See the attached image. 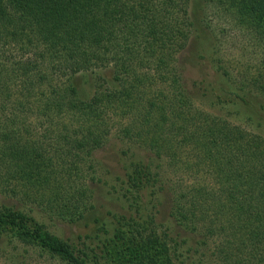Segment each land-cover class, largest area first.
<instances>
[{"label":"trees","instance_id":"1","mask_svg":"<svg viewBox=\"0 0 264 264\" xmlns=\"http://www.w3.org/2000/svg\"><path fill=\"white\" fill-rule=\"evenodd\" d=\"M191 5L192 0H0V195L11 192L33 200L40 194L42 210L52 218L89 221L85 233L61 239L23 210L1 205L0 237L60 264H264V137L192 106L179 90L175 65L176 54L192 35L216 47L209 15L219 13L261 48L242 75H233L224 62L218 67L221 75L242 104L264 111V0H196L194 9ZM150 63L154 78L145 86L137 84L145 74L138 68ZM103 69L114 88L97 85ZM87 76L94 91L82 98L79 82ZM123 78L129 84L132 80L130 89L123 87L128 81ZM153 80L171 88V96L164 94L172 99L171 107L161 104L168 103L164 98L156 106L152 98L155 113H135L122 129L124 137L147 140L149 135V146L159 145L173 164L174 139L180 136L196 147V165L209 164L213 184L200 181L192 183L193 192L170 193L167 215L173 224L159 234H143L135 230L140 223L126 213L98 207L86 179L105 181L113 169L96 165L93 154L105 147L109 134L101 103L133 110L130 100L150 89ZM131 89L138 92L129 94ZM31 115L51 124L45 131L54 134L56 128L53 151L45 148L52 145L46 132L36 134L25 118ZM63 119L73 121L75 128L68 132L65 123L57 122ZM81 163L91 170L88 175L78 167ZM52 164L64 165L65 177ZM115 164L121 170L114 175L121 177L115 190L125 189V198L146 184L156 195L172 192L152 177L149 163L119 157ZM160 203L154 199L153 207ZM118 242L127 256L110 258L107 249ZM168 242H173L172 250ZM20 256H13L11 264H22Z\"/></svg>","mask_w":264,"mask_h":264},{"label":"rangeland","instance_id":"2","mask_svg":"<svg viewBox=\"0 0 264 264\" xmlns=\"http://www.w3.org/2000/svg\"><path fill=\"white\" fill-rule=\"evenodd\" d=\"M194 1L196 0H192L191 5L193 9ZM192 8L190 11L191 16L193 14ZM209 16L211 17V26L214 30L217 45L215 48H212L211 46H207V44L199 43L196 39V35L191 36L187 46L176 54L175 65L178 68L181 85L179 90H182L184 94L188 96L192 106L198 108L200 111L210 116L224 118L230 123L241 124L244 128L248 129V131L260 134L264 137V111L259 112L242 104L236 97L233 90L234 86L232 83L226 81V77L221 75L222 70L218 68L219 65L224 62L233 70V75H240L244 70L251 68L256 58L259 57L261 48L254 45V42H252L244 29L237 27L233 23H227V20H225L226 18L220 16L219 13L211 12ZM146 60V62L149 63L152 59L149 57L146 58ZM107 70L108 69L101 70L103 76H101L97 82L101 90L111 89L116 86V83L112 80ZM138 71L145 73L139 78L140 82L136 80L139 85L145 86V84H148L149 80L154 78L153 74L155 73V69L151 63L140 66ZM124 80L128 81L124 83L123 87L130 89L132 80L130 84L129 78H123V81ZM92 82L93 80L91 81L88 76L81 78L79 90L82 98H88L92 95L94 91ZM236 84L242 83L239 82ZM149 85L151 88H146L145 91L139 92L138 97L133 103H131L132 100H130L133 110L124 106L119 107L117 105L115 107L112 103H101L102 106H100V110L102 111V120L109 134L105 147L96 150L93 154L96 159V165L102 166L103 164H107L110 167L113 166L114 170L111 168V174L106 175V180L101 182L91 180L90 182L88 174L91 170L82 163L78 167L87 170L85 173V175H88L86 181L94 193L98 207L105 210L111 209L112 211H122L126 213L127 217L130 216L134 218V224L140 223L135 230H143V234L147 233V231L159 234L164 230L163 228L165 226L170 227L173 224V220L167 215V204L170 203V198L174 196V194L170 193L180 194L190 191L193 192L192 183L196 184L200 181L203 184L212 185L213 174L209 164L196 165L195 162H193L196 157V147H193L191 143L183 142L180 136L176 137L174 139L175 141L173 140L175 152L177 153V162L173 164L171 163V159L168 158L164 152H161L159 145L155 144L156 147L149 146V135H145V138H148H146L147 140H141V138L128 139L124 137L122 129L129 126L135 113H140V115H146L147 117L155 113L156 107L151 108L149 103L152 98L156 100V106H159L160 100L163 98L165 99L164 101L168 103L161 104L169 106L170 102H172L171 98H169L171 100H168L164 96V94L171 96V88L167 86L166 83L153 80ZM134 89H131L130 92L128 91L129 94L138 92ZM160 89L165 91L160 93L157 91ZM106 99L112 100V97H106ZM25 118L28 119L32 128H34L33 131H36V134L46 132V142H50L52 145L46 146L45 148L53 151L56 128L53 131L55 132L54 134H52L51 131H45L48 127L50 128L51 124L45 120L43 116H40L39 119L34 118L33 115ZM57 122L59 125H64L65 123L64 126H66L68 132L76 126L70 119H63L62 121L57 120ZM123 150H127V155L125 157L123 155ZM55 156L54 160L56 159ZM119 157L126 159V161L130 159V161L134 162L149 163V170L150 174L153 175L152 177L159 179L161 183L171 187L172 192L168 191V193H166V191H160L161 193L156 195L154 189L149 184H146L139 189L138 193H128L126 198L123 197L122 195L125 189L122 188V190L119 191L115 190V187L118 189L116 180L120 181L119 179L121 178L117 179L114 176L121 171L117 172L119 166L115 164V159ZM57 158L60 159L59 156ZM127 165L128 163H126V166ZM52 166L58 167V170L55 168L58 175L65 177L67 172L63 170L65 167L64 165L52 164ZM74 171H76L75 168ZM152 177L150 178L152 179ZM173 189L175 192H173ZM17 191L19 190L17 189ZM32 197L34 198L33 200L20 197V194L16 195L11 192L6 195H0V207L1 205H7L15 209L23 210L39 221V223H44L47 229L57 238L74 239L78 234L87 231L89 225L88 220L70 223L62 221L57 217L52 218L49 214L43 212L42 205H44V203L41 205L39 202L40 199L42 200L40 194H35V196ZM154 199H160L161 201L160 205H156L155 208L153 207ZM164 200H166L167 203L164 202ZM150 217L154 219V223L149 221L148 218ZM127 228L128 226L126 225L124 229ZM134 241H139V239H135ZM168 244L172 250L174 247L173 242H168ZM181 247L182 246H179L177 248L178 252H181ZM18 253L22 255V257L20 256L19 258V262L23 260L22 264H60L56 258L40 254L38 251H34L32 248L23 246L16 241L14 243H8L5 237H0V264H11L13 260L12 257H15ZM107 253L110 258L115 259L127 256L123 245L119 242L110 245L107 249Z\"/></svg>","mask_w":264,"mask_h":264}]
</instances>
